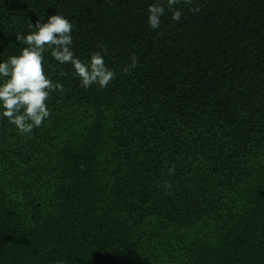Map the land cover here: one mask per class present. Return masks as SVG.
Instances as JSON below:
<instances>
[{
	"label": "trees",
	"instance_id": "1",
	"mask_svg": "<svg viewBox=\"0 0 264 264\" xmlns=\"http://www.w3.org/2000/svg\"><path fill=\"white\" fill-rule=\"evenodd\" d=\"M174 8L0 0V61L58 13L116 74L84 88L46 50L51 116L28 136L0 116V264H264V0Z\"/></svg>",
	"mask_w": 264,
	"mask_h": 264
},
{
	"label": "clouds",
	"instance_id": "2",
	"mask_svg": "<svg viewBox=\"0 0 264 264\" xmlns=\"http://www.w3.org/2000/svg\"><path fill=\"white\" fill-rule=\"evenodd\" d=\"M180 2L181 0H166L167 8L172 12V19L175 21H179L182 16L181 11L174 8ZM183 2L192 4V0ZM190 10L195 12L199 9L193 7ZM164 12L163 2L149 5L147 22L152 29L160 27ZM32 27L35 31L16 36L17 42L26 45L19 54L0 61V116L6 118L25 136L41 127L51 116L48 107L51 93L66 91L61 83L53 81L45 73L43 54L46 50L50 51V55L59 64H71L84 88L93 84L107 88L116 75L106 65L102 55L106 52V46H101L100 51L92 52L87 61L74 55L70 47L73 43V25L65 16L53 13L46 21L36 20ZM130 59L131 64L122 69L125 74L137 66L138 61L134 54ZM58 75L64 76L66 73L61 69ZM169 173H174V168H170Z\"/></svg>",
	"mask_w": 264,
	"mask_h": 264
}]
</instances>
